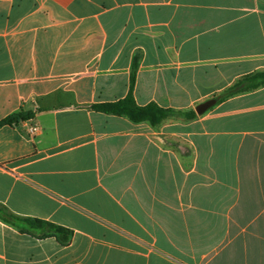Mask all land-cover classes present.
Returning <instances> with one entry per match:
<instances>
[{
    "label": "crops",
    "instance_id": "crops-1",
    "mask_svg": "<svg viewBox=\"0 0 264 264\" xmlns=\"http://www.w3.org/2000/svg\"><path fill=\"white\" fill-rule=\"evenodd\" d=\"M134 97L154 126L98 112ZM264 0H0V264H264ZM37 128L32 134L30 129Z\"/></svg>",
    "mask_w": 264,
    "mask_h": 264
},
{
    "label": "trees",
    "instance_id": "trees-1",
    "mask_svg": "<svg viewBox=\"0 0 264 264\" xmlns=\"http://www.w3.org/2000/svg\"><path fill=\"white\" fill-rule=\"evenodd\" d=\"M137 70L138 65L134 64L131 75L130 91L124 99L113 103L93 105L92 109L105 114L126 117L134 123L148 122L154 126L161 124L164 120L174 115L183 116L188 120L197 117L195 111L186 113L180 111L177 112L172 109L162 108L156 104L139 106L133 94ZM246 81L249 83H236L234 87L220 97V100L235 96L239 93L249 92L264 87V72L250 76ZM33 116V113L25 112L23 110L13 113L0 121V128L3 126L19 125L20 123L31 120ZM0 219L6 224L18 228L20 232L34 236L38 239L54 237L63 246L69 244L73 235V231L66 227L41 219L20 217L5 208H0Z\"/></svg>",
    "mask_w": 264,
    "mask_h": 264
},
{
    "label": "water",
    "instance_id": "water-1",
    "mask_svg": "<svg viewBox=\"0 0 264 264\" xmlns=\"http://www.w3.org/2000/svg\"><path fill=\"white\" fill-rule=\"evenodd\" d=\"M216 103H217V99H210V100H208V101L200 104L196 108V113L198 115H203L204 113H206L207 111H209Z\"/></svg>",
    "mask_w": 264,
    "mask_h": 264
},
{
    "label": "built area",
    "instance_id": "built-area-1",
    "mask_svg": "<svg viewBox=\"0 0 264 264\" xmlns=\"http://www.w3.org/2000/svg\"><path fill=\"white\" fill-rule=\"evenodd\" d=\"M30 132H31L32 134H35V133L37 132V128H36V127H32V128L30 129Z\"/></svg>",
    "mask_w": 264,
    "mask_h": 264
}]
</instances>
